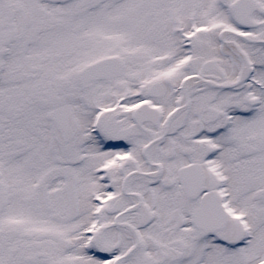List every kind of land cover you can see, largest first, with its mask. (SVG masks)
<instances>
[{
  "label": "snow or ice",
  "instance_id": "6c2138e0",
  "mask_svg": "<svg viewBox=\"0 0 264 264\" xmlns=\"http://www.w3.org/2000/svg\"><path fill=\"white\" fill-rule=\"evenodd\" d=\"M0 264H264V0H0Z\"/></svg>",
  "mask_w": 264,
  "mask_h": 264
}]
</instances>
